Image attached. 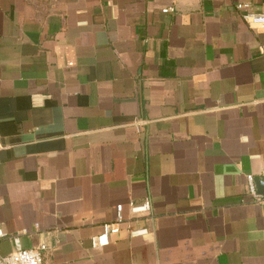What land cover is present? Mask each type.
I'll return each instance as SVG.
<instances>
[{
  "label": "crops",
  "instance_id": "crops-1",
  "mask_svg": "<svg viewBox=\"0 0 264 264\" xmlns=\"http://www.w3.org/2000/svg\"><path fill=\"white\" fill-rule=\"evenodd\" d=\"M240 2L264 13L0 0V255L19 237L44 264H264V28Z\"/></svg>",
  "mask_w": 264,
  "mask_h": 264
},
{
  "label": "built area",
  "instance_id": "built-area-1",
  "mask_svg": "<svg viewBox=\"0 0 264 264\" xmlns=\"http://www.w3.org/2000/svg\"><path fill=\"white\" fill-rule=\"evenodd\" d=\"M236 9L243 12V18L248 25L253 28H264V13H258L252 10V5L248 2H240L236 4ZM174 9H164V13H170ZM262 178L264 180V169L262 172ZM249 188L251 193L255 197H259L264 200V195L257 194L254 186L253 177L248 178ZM152 205L150 200H145L143 203L135 204L130 203V212L135 222L139 217L148 215L151 212ZM123 206L117 207V221L114 224H108L105 226L104 233L91 238V246L94 249L105 247L109 244V233L118 231V226L123 223L124 217L122 215ZM126 231L132 237H140L149 234V229L145 227H135L133 222H129L126 225ZM5 237L4 230L0 227V239ZM16 249L14 252L8 255H0V264H44V252L48 246L43 243L35 248H23L19 237L14 238Z\"/></svg>",
  "mask_w": 264,
  "mask_h": 264
}]
</instances>
